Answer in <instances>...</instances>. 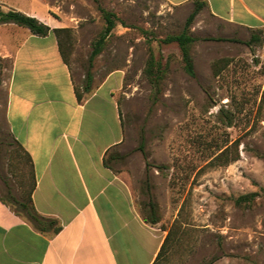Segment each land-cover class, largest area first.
Returning <instances> with one entry per match:
<instances>
[{
  "label": "rangeland",
  "instance_id": "374dc122",
  "mask_svg": "<svg viewBox=\"0 0 264 264\" xmlns=\"http://www.w3.org/2000/svg\"><path fill=\"white\" fill-rule=\"evenodd\" d=\"M0 6L49 13L68 29L60 38L79 92L88 70L91 87L120 70L115 95L124 139L111 151L116 158L110 165L130 186L143 216L152 195L160 216L154 226L166 235L172 230L158 264H264V29L260 42L247 45L203 39L210 36L196 35L191 26L199 38L191 49L192 77L177 42L165 41L183 30L191 12L165 0H0ZM100 7L115 14L116 27L90 64L93 42L106 25ZM151 54L165 70L157 96L146 72ZM142 138L146 155L139 149ZM234 142L236 160L214 161ZM30 187L27 155L2 124L0 193L7 197L11 188L24 199ZM252 192L251 202L236 203Z\"/></svg>",
  "mask_w": 264,
  "mask_h": 264
},
{
  "label": "crops",
  "instance_id": "0c3cea01",
  "mask_svg": "<svg viewBox=\"0 0 264 264\" xmlns=\"http://www.w3.org/2000/svg\"><path fill=\"white\" fill-rule=\"evenodd\" d=\"M165 1L192 12L196 0ZM199 1L206 5L192 24L198 36L245 39L264 29V0ZM25 13L62 27L49 13ZM0 55V125L31 157L36 211L56 222L41 230L9 195L0 199V264H153L165 231L145 221L130 186L105 164L124 139L120 70L79 100L55 33L0 23Z\"/></svg>",
  "mask_w": 264,
  "mask_h": 264
},
{
  "label": "trees",
  "instance_id": "16d2710c",
  "mask_svg": "<svg viewBox=\"0 0 264 264\" xmlns=\"http://www.w3.org/2000/svg\"><path fill=\"white\" fill-rule=\"evenodd\" d=\"M98 1V0H96ZM206 5V1H195V6L192 12L188 15L183 30L180 33L169 35L165 38L166 42H177L181 49L182 53V61H183V67L185 71L192 77H196L195 67H194V60L192 55V46L193 44L199 39L198 37L194 36L191 33V26L194 22V19L196 15L199 13V11ZM100 10L104 16V19L106 21V25L103 29V31L100 33V36L93 42V49L89 57L90 64H93L94 59L97 55H99L102 50L104 49L106 40L108 36L111 34L112 30L116 27V18L115 14L103 7H100ZM0 23H16L20 26H24L29 28L32 33L38 34V35H47L50 32H53L56 34L59 40L60 49L62 52V55L64 59H66V55L63 49V42L60 38V34L63 31H68L67 28L57 27V28H51L48 24L41 21L36 16L27 14L23 11L17 10V9H9L4 10L0 6ZM263 32V28L254 30L251 34L250 39L248 40H241L239 38H226V37H205L203 39H212V40H227V41H237V42H244L247 45H252L253 43L260 42L262 40L261 33ZM227 61V60H226ZM221 69L216 66H214V72L216 75L220 73ZM146 72L154 84V87L156 88L155 95L157 96L161 90V83L163 78L165 77V70L163 67L162 62L157 59L153 54H151L148 66L146 69ZM1 73H2V57L0 55V79H1ZM93 80V75L90 70H88L86 74L85 79V85H84V92H89L91 90V83ZM78 93V99H82V93L77 91ZM226 118L229 120L228 125H232L233 123V117L232 116H226ZM238 142H234L231 146L221 151L218 155L215 156L214 161H219L223 159V163H229L230 161H234L239 157L238 154ZM139 149L146 155L145 152V141L142 138ZM116 158L114 155L110 154L105 158V164L107 166H110L111 159ZM28 161H31L30 155H28ZM151 164L147 162V166L149 167ZM163 165H158L159 169H163ZM9 198L12 199V201H15V203L18 206V209L16 211L19 213H23L26 217L31 219L36 227H38L41 230H44V226L49 225L52 226L56 222L52 218H46L41 216L35 209L32 201V189L29 190L26 198L24 199H18L14 195L11 194V191H8ZM256 193H248L239 196L236 198V203L238 205H243L247 202H251ZM8 198V197H7ZM0 199L7 203V199L0 195ZM148 210H146L144 214V219L146 222L155 225L160 221V216L158 214V205L154 201L152 195L149 199V202L147 204ZM60 226H57L55 228V231H59ZM172 239V230L170 229L165 236V239L163 241V244L161 246V249L158 253V256L153 264H158V262L165 256L168 246L170 244V241ZM212 262H207L205 264H211Z\"/></svg>",
  "mask_w": 264,
  "mask_h": 264
}]
</instances>
